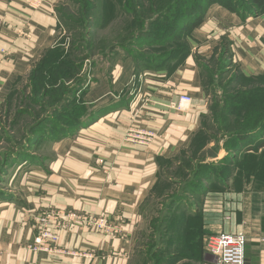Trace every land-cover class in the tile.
<instances>
[{
    "label": "crops",
    "instance_id": "0c3cea01",
    "mask_svg": "<svg viewBox=\"0 0 264 264\" xmlns=\"http://www.w3.org/2000/svg\"><path fill=\"white\" fill-rule=\"evenodd\" d=\"M63 2L45 0L40 8H33L27 0H0V103L43 52L57 43L62 34L57 8ZM223 38L229 40L233 60L243 74H264V14L243 18L219 5H213L193 31L191 52L184 61L147 66L122 56L112 67L111 80L98 67L97 81L91 83L87 96L92 117L71 135L43 140L38 145L43 151L15 174L13 193L0 196V264H132L142 208L157 185L160 163L190 148L206 110L194 53L210 52ZM133 69L139 76L135 90L125 88ZM148 90L152 95L145 104ZM181 94L190 95L192 103L185 111L169 109L168 102ZM135 120L156 134L149 145L125 140ZM248 153L236 161L230 188L217 194L210 186L206 189L208 196H202V200L207 197L206 213L197 212L202 221L194 228L202 238L206 233L244 231L247 264H264V147ZM203 178L210 180L208 175ZM50 209L97 216L122 213L128 237L71 226L59 230L60 249H82L90 255L32 252L27 246L35 236L34 217ZM186 212L190 214L179 218L180 223L188 218L196 221L194 210ZM176 225L169 242L177 236ZM190 225L182 230H190ZM197 258L181 257L179 262Z\"/></svg>",
    "mask_w": 264,
    "mask_h": 264
},
{
    "label": "rangeland",
    "instance_id": "374dc122",
    "mask_svg": "<svg viewBox=\"0 0 264 264\" xmlns=\"http://www.w3.org/2000/svg\"><path fill=\"white\" fill-rule=\"evenodd\" d=\"M127 1L119 0L120 4H128ZM139 1H146L149 6L152 5L147 0ZM240 1L242 2V0ZM119 2L118 0H94L96 7L95 16L91 20L93 23L89 24V27L93 34L103 37L102 42L105 41V44H114L117 37L121 35L120 32L123 30H121L123 23L133 18L132 13H127L128 16L120 18L122 16L120 13L121 6H118ZM245 2L247 5L250 4V0H245ZM147 3H145V6H147ZM63 7L65 15L77 14L76 8L78 7V3L74 5L73 1L70 0ZM255 10L253 9V14L257 13ZM149 15H151V10H147L142 15L144 22H139V25L143 28L142 31H147L150 27L153 28V33L159 30L163 31L164 29H161L149 20ZM250 17L252 16H246V18ZM62 22L65 24L64 20ZM104 24H106L105 27ZM64 29L61 36L64 37L65 47L63 48L65 53L71 57H78L76 59L78 63L75 66H62V69L54 75L58 79L57 82H54L49 77L44 79V87H42L39 93L33 91L32 67L24 76L23 80L14 87L15 91H17V96L14 95L13 105L10 106L7 104L9 98L0 103V196L2 197L8 198L13 193L12 190L14 187L12 182L15 174L23 169L28 164L27 162L36 159L43 151L38 145L43 140L48 139V136L44 135H55L56 133H60V135L66 133L72 134L79 123H84L90 119V116L92 117L93 105L89 104L87 96L91 83L97 81L96 75H98V67L101 65L104 68L103 74H101L103 77L107 76L111 80L115 76L112 70L115 59L111 58L113 55L109 51L110 48L105 47L99 49L97 41H91L88 44L87 40L90 37H87L88 39L85 37V30L82 28L81 41H83L82 48L84 50L81 48L75 51L73 48L75 46L73 40L78 38L79 30L78 28L74 31L68 30L66 26ZM128 32L125 30V34L128 35ZM157 37L163 36L156 35L155 38L158 39ZM134 39L135 37L124 42L126 47L121 50L120 57L128 55L134 62H138V58H142V60L148 62L146 63L148 64L147 66H151L155 62L152 59L159 58L162 53L169 52L173 46H176L175 49L180 51L187 47L185 40H182L177 45L176 42L170 40L157 43L155 40L145 39L140 44L136 43V45L131 43ZM106 48L108 49L106 50ZM215 48L210 49V52L201 51V53L197 51L194 53L199 68L202 71V83L206 98V110L200 116V130L194 137V145H196L180 153L175 158L160 164L157 185L153 190L152 196L142 208L140 240L134 252L135 256L132 264H210V261L205 259L207 255L205 240L211 234L207 235L206 233L202 251L200 247L192 246V254V251H190L191 248L186 247L188 252L186 254L187 252L184 251V246L178 245V243L181 244V239L184 238L185 240L188 238L192 241V233H197V231H189L185 234V231L179 229L180 224L178 220L179 218L184 219V213H188L186 211L191 209L205 215L206 211L204 209H206L207 197L202 200V196H208V194L204 192L210 186L212 188V194H217L219 190H222V187L219 188L218 185H212L215 179L207 180L203 176L211 174L215 177L217 172L219 174L221 172L231 173L236 171V161L240 162V159H243L246 154H249V151L240 152L241 150L234 149L229 137L233 132V128L231 127L236 126L241 116H251L257 113L255 103L251 99L255 95L251 91L250 86L247 85V81L243 79V76L237 70L236 63L228 61L230 59V57H227L228 55L226 56L227 59L225 57V61L228 63L223 61L224 58H221V49L215 53ZM105 50L108 52V55H102ZM220 58L221 61H219ZM132 71L125 88L131 87L135 90V88L138 89L136 83L139 76L134 69ZM123 92H125V89ZM147 93L144 97V102L143 99L141 100L145 104L150 101V96L152 95L151 90H148ZM240 93L243 94V97H241ZM244 96L246 101L242 105V108H240V102L244 100ZM174 100L168 102L169 109L176 110L171 108V102ZM244 124L245 126L243 128L236 127V129L248 130L256 125H253V122L248 120ZM135 125L138 126L136 120L128 128L127 133ZM139 127L142 126L139 125ZM142 128L151 131L150 128ZM258 149L251 150L253 151L252 154L257 153ZM234 158H236L235 161L232 160ZM211 164L216 167H213ZM220 168L222 169L220 170ZM246 171H248V168ZM261 172L264 173V170H261ZM177 198L179 200L173 203V200ZM44 212L39 213V215ZM207 213L209 214V212ZM86 214L89 217L98 218V220L106 219L108 221V229L102 230L88 227L90 230L103 232L121 239H127L128 224L122 213L101 216ZM210 214H214V212ZM215 214L218 213L216 212ZM39 215L37 214L36 216ZM170 218L172 219L170 220ZM197 220L190 221L188 218V223L198 225ZM177 223L178 225H176ZM78 225L86 226L84 223H78L73 226ZM175 225L177 228V236L174 239L172 235V239L169 242L168 238L170 234L174 233L173 227ZM70 228L72 227L67 225L59 230ZM35 230V236L27 246V249L32 252L36 251L31 249L29 245L34 243L39 233L37 222L35 223ZM196 233L195 235L197 236ZM59 243L60 239L57 247L59 250L46 253L65 252V254L77 256L90 255L88 251L82 249L62 251ZM189 254H197L194 257L198 258L175 263L176 256L180 258Z\"/></svg>",
    "mask_w": 264,
    "mask_h": 264
},
{
    "label": "trees",
    "instance_id": "16d2710c",
    "mask_svg": "<svg viewBox=\"0 0 264 264\" xmlns=\"http://www.w3.org/2000/svg\"><path fill=\"white\" fill-rule=\"evenodd\" d=\"M69 1L70 0H64V2L58 6L57 13L60 19V26L62 29V33L65 30L64 29L65 26L68 30L74 31L77 28L79 30L78 38L76 40L75 39L73 40V43L75 44L73 48L75 49V51L78 49L80 50L83 46V41H81L82 28L85 30V37L86 38L90 37V39L87 38L88 44L91 41H97L99 44L98 45L99 49H103L105 47L110 48L109 51L110 53L112 52L111 55H113V57L111 58L115 59V61L119 60L121 56V50L125 49L126 47L124 42L127 40H130L133 37H135V39L132 40L131 42L132 44H136V43L140 44V42L144 41L145 39L146 40L151 39L152 41L154 40L157 41V43L170 40V41L176 42V44L178 45L181 43L182 40H185V42L187 43L186 49H183V50L181 49L182 51H180L178 49H175L176 46H173L171 47L169 52L162 53V55L159 58L152 59V61H155V62L151 65H157V66H163V65H166L172 62L184 61V59L191 52L190 39L192 37L193 31L205 21L206 15L209 9L213 5L217 4L221 7H224L230 10L231 12L238 14L239 16L243 18H246V16H249V15L254 16V15L264 14V0H250L249 5L246 4L245 0L244 2L243 0L242 2L240 0H147L152 3L151 6H149V4L146 1L138 2V0L136 1L128 0L127 1L128 4H120L118 0L119 2L118 6H121L120 13L122 17L120 18H124L128 16L127 13H132L133 18L131 20L130 19L127 20L126 23H123L121 27V30L122 29L123 30L120 32L121 35L117 37L116 42L114 44H110V43L105 44V41L102 42L103 37L96 36L95 34H93L91 28L89 27V24L93 23L91 20H93L95 16L96 7L94 4V0H79L77 2L76 0H71L73 1L74 5L78 3V7L76 8L77 16L74 14L73 15L64 14L63 6L66 4V2H69ZM145 3H147V6H145ZM153 6L155 7L153 8ZM253 9L254 10L256 9L255 11L257 13L253 14L254 13ZM147 10H151V15L148 16V18H150L149 20L152 21L154 24L158 25L161 29H164L163 31L159 30L153 33L152 27L148 28L147 31H144V32L142 31L143 28L142 26L139 25V22L141 23L144 22V18L142 17V15ZM62 20H64L65 24H63ZM105 26L106 24H104V27ZM125 30L129 31L128 35L125 34ZM156 35H160L163 37H157L158 39H156L155 38ZM63 40H64V37L60 36V38L58 39L54 47L48 48L47 50H45L43 54L41 55L40 59L36 62V65L33 66L32 68L33 71L31 72V74H32V82L34 86L33 91H36L35 93H39L42 87H44V83H45L44 79L49 77V78H52L51 80H53L54 82H57L58 79L55 78L54 75L55 73H57L58 71L62 69V66H75L78 63V61H76L78 57H71L69 54L65 53V50L63 48L65 47V44ZM101 44H105V45H101ZM108 48H106V50ZM220 49H221V58H224L223 61H225V57L228 55L227 57H230L228 61H232V63H235L232 57L230 42L228 39L223 38L221 42L218 43V45L215 48L216 50L215 53L218 52ZM82 50L84 49L82 48ZM106 50L102 53V55H108V52ZM221 58L219 59V61H221ZM137 61L138 62H135L137 64L148 63V62H145V60H142V58H138ZM225 62L228 63L227 61ZM236 68L239 71V73L243 76V79L247 81L248 83L247 85L250 86L251 91L255 95V97L251 99L253 103H255L254 104L255 110L257 113L251 116H241L240 121L239 122L237 121L236 126L231 127L233 128V132L229 136L230 143L232 144L234 149H238V151L241 150L240 152L256 150L258 148L260 149L261 147H264V74L248 76L246 74H243L238 69L237 65H236ZM23 78L20 80V82L23 80ZM201 78L203 81L202 71H201ZM14 95L17 96V91H15V89H13L12 92L9 94V96L5 99L7 100L9 98V100L7 101V104L10 106H12L14 103V99H15ZM240 95L241 97H243L242 93H240ZM241 97H240V100H241ZM245 99L246 98L244 96V100L240 102V106H241L240 108H242V105L245 103L246 101ZM238 106L237 108H239ZM228 113H230V111H228ZM246 120L253 122V125L256 124L255 127L253 126L252 128L248 130L236 129V127L243 128L245 126L244 122ZM82 123H79L77 125V128H79L82 125ZM77 128H75V130ZM196 134L194 135V137L196 136ZM68 135H71V133H66L63 135H60V133L59 134L56 133L55 135L47 134L44 136H48V138L57 139L59 137L68 136ZM194 137H193L190 149L192 147H195L196 145V144L194 145ZM166 161L167 160H163L161 161L160 164ZM213 167H216V166L214 165ZM221 169L222 168H220V170ZM233 173L235 172L234 171L231 173L221 172L219 174L217 172V174H215L216 178L212 176L211 174H208V177L210 180L215 178V181L212 182V185L213 184L215 186L218 185L219 188L222 187V190H223L229 186L228 181L230 177L233 175ZM178 200L179 198L173 200V203H175ZM197 212L198 211L196 212L194 211V214H196L194 220L198 219V222L199 220L202 221L201 220L202 216L200 217V214H198ZM184 214L186 215L187 213H184ZM189 220L192 221V219H189ZM179 224H180L179 229H183L185 225H190L188 221L186 222V220L182 221L181 223L179 222ZM190 226L193 227V229H195L194 224H191ZM191 229L185 231V234L191 231ZM195 233L194 232L192 233L193 242L191 241V239L187 238L185 240L184 238V239H181V244L178 243V245L184 246V251L186 252H187L186 247H188L189 245L191 248L190 251H192V254H193L192 246L200 247V250L202 251L203 245H204L203 241H204L205 234H204V237L202 238L200 231H199L200 235L197 232L196 233L197 236H196ZM209 236L206 238L205 243L207 242ZM186 254H188V252ZM206 254H207V251H206ZM189 255L187 256L185 255L182 257H189V258L191 257L194 259V256H197V254L196 255L189 254ZM176 258L177 259L175 263H177L181 257L178 258V256H176Z\"/></svg>",
    "mask_w": 264,
    "mask_h": 264
},
{
    "label": "built area",
    "instance_id": "2783aa9c",
    "mask_svg": "<svg viewBox=\"0 0 264 264\" xmlns=\"http://www.w3.org/2000/svg\"><path fill=\"white\" fill-rule=\"evenodd\" d=\"M45 0H27L33 8H40ZM192 103V97L188 94H181L171 102V108L178 111H185ZM156 134L142 127H132L127 133V142L141 145H149ZM101 163L104 160L101 159ZM38 223L39 233L33 244L29 247L34 251L53 252L59 250L60 239L59 229L67 225L73 226L84 223L88 227L97 229H108L106 219L89 217L86 213L77 211L48 210L35 217ZM248 237L244 231L221 232L209 236L206 242L207 255L212 257L210 264H247L246 247Z\"/></svg>",
    "mask_w": 264,
    "mask_h": 264
},
{
    "label": "water",
    "instance_id": "95a60500",
    "mask_svg": "<svg viewBox=\"0 0 264 264\" xmlns=\"http://www.w3.org/2000/svg\"><path fill=\"white\" fill-rule=\"evenodd\" d=\"M207 257L209 261H212V257L210 255H207Z\"/></svg>",
    "mask_w": 264,
    "mask_h": 264
}]
</instances>
